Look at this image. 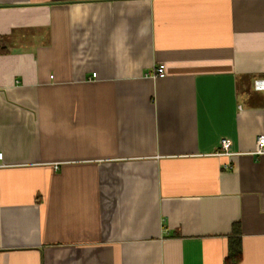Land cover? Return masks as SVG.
I'll return each instance as SVG.
<instances>
[{"label": "crops", "instance_id": "1", "mask_svg": "<svg viewBox=\"0 0 264 264\" xmlns=\"http://www.w3.org/2000/svg\"><path fill=\"white\" fill-rule=\"evenodd\" d=\"M258 79L264 0H0V264H264Z\"/></svg>", "mask_w": 264, "mask_h": 264}, {"label": "built area", "instance_id": "2", "mask_svg": "<svg viewBox=\"0 0 264 264\" xmlns=\"http://www.w3.org/2000/svg\"><path fill=\"white\" fill-rule=\"evenodd\" d=\"M155 75L160 78L165 77L166 76V66L164 64H160L156 68ZM95 76L96 74H93L94 78H96ZM254 89L257 91H264V80L262 79L255 80ZM253 154L256 156H264V135H261L258 137L256 149L253 152ZM217 155L218 156H229L231 158L235 155V153L232 152V143L228 139L226 138L221 139L220 147L217 152ZM2 158H3V155L0 154V161L2 160Z\"/></svg>", "mask_w": 264, "mask_h": 264}, {"label": "trees", "instance_id": "3", "mask_svg": "<svg viewBox=\"0 0 264 264\" xmlns=\"http://www.w3.org/2000/svg\"><path fill=\"white\" fill-rule=\"evenodd\" d=\"M242 247L231 249L230 256L226 261V264H239L242 261Z\"/></svg>", "mask_w": 264, "mask_h": 264}]
</instances>
